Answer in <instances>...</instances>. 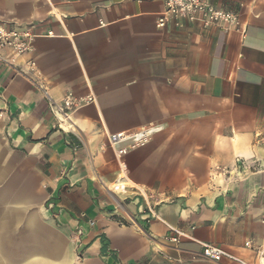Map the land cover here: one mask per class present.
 I'll return each mask as SVG.
<instances>
[{
  "label": "crops",
  "instance_id": "crops-1",
  "mask_svg": "<svg viewBox=\"0 0 264 264\" xmlns=\"http://www.w3.org/2000/svg\"><path fill=\"white\" fill-rule=\"evenodd\" d=\"M164 1L0 0V27L38 36L0 61V264H235L206 244L257 264L264 0H210L229 33L159 29ZM69 95L94 101L66 119Z\"/></svg>",
  "mask_w": 264,
  "mask_h": 264
},
{
  "label": "built area",
  "instance_id": "built-area-1",
  "mask_svg": "<svg viewBox=\"0 0 264 264\" xmlns=\"http://www.w3.org/2000/svg\"><path fill=\"white\" fill-rule=\"evenodd\" d=\"M184 23L196 24L205 29L216 27L225 33H229L239 25L240 21L236 14L225 9L217 8L210 0H165L164 10L156 21L157 27L159 29H167L172 24L181 27ZM47 36H53V32H49ZM37 37L31 30L0 27V61H5V57L2 55L3 51H9L15 57H21L31 53ZM34 68L35 63H29L30 73L34 72ZM93 101V97L79 100L69 95L62 105L53 107L61 116L67 119L75 109L83 107ZM1 118L2 115L0 114ZM152 133V130H143L131 136L114 135L110 137V142L112 144H118L132 140L138 145L142 144ZM49 207L53 208V205L50 204ZM151 215L153 219H159L155 212L152 211ZM175 233L176 236L171 240L173 242H179L182 234L177 231ZM246 246L250 247V243H247ZM203 255L207 260L213 262L228 258L235 264H251L211 244L203 246ZM257 264H264V251L258 253Z\"/></svg>",
  "mask_w": 264,
  "mask_h": 264
}]
</instances>
